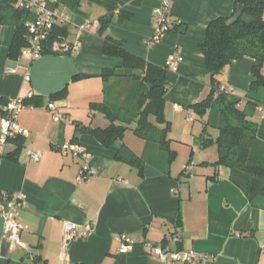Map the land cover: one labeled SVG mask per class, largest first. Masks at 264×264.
<instances>
[{
  "label": "crops",
  "instance_id": "crops-1",
  "mask_svg": "<svg viewBox=\"0 0 264 264\" xmlns=\"http://www.w3.org/2000/svg\"><path fill=\"white\" fill-rule=\"evenodd\" d=\"M104 1L132 13L130 19H115L109 27L113 36L124 40L127 50L159 66L173 53L182 56L177 68L168 72L173 85L166 94L165 116L172 123L171 148L174 142H190L199 128L192 123L193 110L186 106L202 101L211 90L200 43L209 22L231 15L236 0ZM164 2L188 28L185 33L167 32L151 43L157 30L153 11ZM105 13L101 6L94 16L76 9L70 15L74 24L69 39H79L80 49L72 54H45L32 61L24 56L9 57L15 22L0 14V98H43L41 105L20 113V124L30 131L29 136L0 146V192L19 193L26 199L18 213L24 227L19 241L4 234L0 212V264H173L151 253L148 243L164 244L171 250L193 249L203 256V264H264V197L251 203L232 182L231 169L213 165L218 158L209 161L203 153L195 159L193 147L189 163L176 167L175 160L168 163L163 148L131 130L110 146L88 131L110 124L103 112L91 107L104 101V86L114 79H105L103 69L124 65L122 58L103 53L105 39L96 27H79ZM252 64V58L245 57L226 67L223 85L245 98ZM65 87L64 98H50ZM50 101L65 114L66 121L53 120L47 108ZM2 107L0 100V110ZM248 114L264 141V111L248 109ZM67 142L79 144L92 155L94 174L88 180L78 181L83 160L61 152ZM193 143L202 149L199 136ZM15 150L13 158L7 156ZM34 150L42 152L39 161L31 158ZM124 150L142 160L143 174L139 166L117 157ZM194 159L197 167L191 163ZM67 223L78 227V236L64 249ZM88 223L93 230L83 237L81 232ZM170 233H177L181 241H165ZM121 234L136 238L131 250H122Z\"/></svg>",
  "mask_w": 264,
  "mask_h": 264
},
{
  "label": "trees",
  "instance_id": "trees-1",
  "mask_svg": "<svg viewBox=\"0 0 264 264\" xmlns=\"http://www.w3.org/2000/svg\"><path fill=\"white\" fill-rule=\"evenodd\" d=\"M57 8L74 12L84 3L101 6L106 13L98 21L97 32L104 37L103 53L107 56L119 57L124 61L120 69L104 68L105 79L114 77L104 86L105 99L93 103L92 108L103 112L110 124L106 127L88 128L105 146L116 140H123L127 131H133L138 137L156 143L169 156L171 164L176 158V151L171 148L170 132L172 123L166 119V94L173 85L168 67L153 64L126 49L124 40L109 32L111 23L116 19L124 22L131 18L132 13L122 12L116 5L104 0H50ZM238 5H244L242 16L233 24H227L236 12ZM8 10L11 11L7 12ZM2 18L10 16L15 22V32L9 51V57L18 59L28 46V35L24 25L27 14L15 9L9 0H0ZM173 27L168 32L185 33L187 25L174 16ZM71 25H56L47 40L45 54H72L54 52L52 43L65 40L71 34ZM204 54L207 71L211 76V90L205 99L186 106L195 111L203 122L200 136L202 149L214 144L218 147L219 157L214 166L225 165L231 169V180L248 197L251 203L264 197V141L258 137V124L250 119L248 109H258L264 104V0H236L229 16H220L211 20L207 26L205 39L200 43ZM245 57L253 60L250 82L245 98L237 97L223 86L222 73L235 61ZM68 88L52 94V100L64 98ZM5 105L8 99L0 98ZM27 104L39 106L43 98L32 96L25 99ZM244 105V108L242 106ZM134 125V128L132 127ZM213 128L214 136L209 130ZM17 150L8 153L13 158ZM120 159L139 166L142 160L132 152H120ZM186 172V168L184 170ZM216 179V178H213Z\"/></svg>",
  "mask_w": 264,
  "mask_h": 264
},
{
  "label": "built area",
  "instance_id": "built-area-1",
  "mask_svg": "<svg viewBox=\"0 0 264 264\" xmlns=\"http://www.w3.org/2000/svg\"><path fill=\"white\" fill-rule=\"evenodd\" d=\"M12 6L24 11L28 16L24 21V25L28 35V46L22 51V55L28 59L36 60L44 55L45 47L48 38L56 25L65 26L73 25L74 22L66 9L54 7L50 0H9ZM154 21L157 24V30L151 43H156L161 40L170 28L173 27L174 17L168 10L167 2L163 5L154 8ZM88 26L98 27V21H86L79 27L85 29ZM80 49L79 39L70 40L69 37L65 40H56L52 43L51 50L54 52H69L72 53ZM182 61V56L179 53L171 54L165 63L169 70H175ZM29 79V77H27ZM221 91L226 90L230 94H234L232 87L221 86ZM35 105L27 104L23 98L10 99L7 104L3 105L0 110V146L8 144L17 137L29 136L30 131L24 128L19 121V116L22 110L26 108H34ZM53 120L55 122L64 121L66 116L61 112L60 108L54 101L47 104ZM259 111H264V104L258 107ZM66 121V120H65ZM63 154L73 153L74 156L80 157L83 160L82 168L78 175V181L83 182L88 180L94 170L91 165L92 155L82 148L79 144L67 142L61 146ZM42 157L40 150L31 152V158L34 161H39ZM192 166H188L189 170ZM25 196L14 192H0V212L4 216V234L12 241H19L21 233L24 229L23 225L18 221V213L25 205ZM93 230V224L88 223L83 227L81 236L87 237ZM78 236V227L75 224L67 223L64 232V249H67L73 239ZM119 240L122 243V250H131L136 242V238L121 234ZM165 241H174L179 243L180 236L177 233H170L166 236ZM149 250L154 255L158 256L164 263H181V264H203V256L193 249H167L164 244H147Z\"/></svg>",
  "mask_w": 264,
  "mask_h": 264
},
{
  "label": "rangeland",
  "instance_id": "rangeland-1",
  "mask_svg": "<svg viewBox=\"0 0 264 264\" xmlns=\"http://www.w3.org/2000/svg\"><path fill=\"white\" fill-rule=\"evenodd\" d=\"M84 4H86V3H84ZM87 6H91L92 8L91 7L88 8V7H84V6L81 7V8H83V10L87 11L88 13H92V15L94 16L95 13L97 12V7L98 6L97 5H93V4H91V5L87 4ZM68 13L70 15H72L71 14L72 12L69 11ZM236 96L240 97V98H244V96L239 95V94H236ZM242 108H244V105L242 106ZM193 115H194L195 121L192 122V123H193V125L195 127L199 128V133L197 131H195L194 132L195 136L194 135L191 136L190 142L185 143V142H182V141H178V142H174L173 143L174 144V148L173 149H176L178 151L176 153V157L177 158H175V161H174L176 167L186 165V163L189 161V158H190V155H191L193 147H195L194 148V150H195L194 158L195 159H196V157H198V155H200V154L202 155L203 153L204 154L205 153L208 154L209 161H210V159H216V158L219 157L218 156L219 151H218V147L216 145L212 144L209 147H207L206 150H202V149H198L197 148V144L193 143L194 139H197L198 136L199 137L201 136V133H202V130H203V126H204L203 122L201 121V119L199 117V115L195 111H193ZM209 130L211 132L214 131L213 128H209ZM195 159H194V161L193 160L191 161V163L193 165L195 163H197ZM198 161H200V160H198ZM207 164H209V163H207ZM195 165H196L195 167H197V164H195ZM203 165L204 164H201L200 167L203 166Z\"/></svg>",
  "mask_w": 264,
  "mask_h": 264
},
{
  "label": "water",
  "instance_id": "water-1",
  "mask_svg": "<svg viewBox=\"0 0 264 264\" xmlns=\"http://www.w3.org/2000/svg\"><path fill=\"white\" fill-rule=\"evenodd\" d=\"M244 9H245L244 5H238L236 8V12L232 17L228 19L227 24L231 25L234 22H236L242 16Z\"/></svg>",
  "mask_w": 264,
  "mask_h": 264
}]
</instances>
